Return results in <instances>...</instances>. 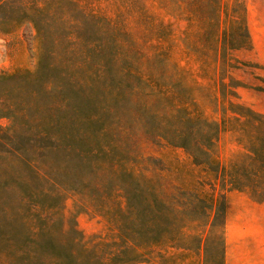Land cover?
<instances>
[{
    "label": "trees",
    "instance_id": "16d2710c",
    "mask_svg": "<svg viewBox=\"0 0 264 264\" xmlns=\"http://www.w3.org/2000/svg\"><path fill=\"white\" fill-rule=\"evenodd\" d=\"M178 22L218 118L199 109L201 84L174 56ZM23 25L38 63L0 75V116L12 121L0 126V264H147L155 245L226 264L227 194L264 202V113L239 100L235 76L258 68L237 54L252 49L245 0H0V34ZM225 134L235 147L223 161ZM138 139L183 149L197 187L166 183ZM68 194L111 240L66 222Z\"/></svg>",
    "mask_w": 264,
    "mask_h": 264
},
{
    "label": "rangeland",
    "instance_id": "374dc122",
    "mask_svg": "<svg viewBox=\"0 0 264 264\" xmlns=\"http://www.w3.org/2000/svg\"><path fill=\"white\" fill-rule=\"evenodd\" d=\"M232 1V0H228ZM246 2V0H245ZM184 22L175 25V38L179 44L175 51V58L181 65L190 67L193 77L201 86L194 90V98L199 104V109L211 118H218L214 112L213 91L214 87L207 89L212 83L208 78L196 75L198 64L186 56L185 49L180 42ZM37 43L35 33L28 25L16 29L8 34H0V75L13 74L18 71H35L38 63ZM238 57L247 62L256 63L258 68L243 67L235 71V76L246 86L238 89L239 100L258 112L264 113V64L259 62L252 50L239 51ZM12 124L9 117L0 116V126L8 127ZM135 146L139 147L144 157H156L164 168L162 174L166 183L171 182L184 189H194L202 173L195 167L183 149L169 146H157L144 139L137 140ZM235 147L233 138L229 134L222 136L220 141L221 160H225L230 150ZM167 190L169 187H166ZM205 194L213 191L209 186L203 188ZM215 193V192H214ZM247 194L229 192L227 194L230 217L226 232L233 238L237 250H252L259 254L257 264H264V202L255 204L247 201ZM64 214L66 222L74 223L86 241L111 240L115 233L107 221L91 209L82 207L79 196L68 194L64 201ZM150 260L147 264H203L202 252H181L166 246L155 245L149 253Z\"/></svg>",
    "mask_w": 264,
    "mask_h": 264
},
{
    "label": "crops",
    "instance_id": "0c3cea01",
    "mask_svg": "<svg viewBox=\"0 0 264 264\" xmlns=\"http://www.w3.org/2000/svg\"><path fill=\"white\" fill-rule=\"evenodd\" d=\"M247 6V24L252 39V51L259 62L264 64V0H246ZM235 192V191H233ZM247 201L254 202L249 197ZM262 203V202H261ZM230 217V207L227 209L226 228L228 226V219ZM226 250L225 262L226 264H257L258 253L252 250H237L234 245V240L226 232Z\"/></svg>",
    "mask_w": 264,
    "mask_h": 264
}]
</instances>
